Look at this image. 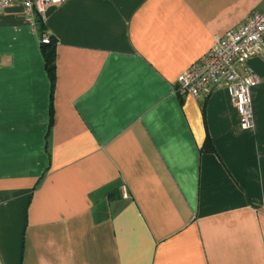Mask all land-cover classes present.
I'll return each mask as SVG.
<instances>
[{
  "label": "crops",
  "instance_id": "crops-1",
  "mask_svg": "<svg viewBox=\"0 0 264 264\" xmlns=\"http://www.w3.org/2000/svg\"><path fill=\"white\" fill-rule=\"evenodd\" d=\"M263 12L65 0L40 27L19 4L0 11V264H264V59L246 61L250 129L226 88L196 99L176 84Z\"/></svg>",
  "mask_w": 264,
  "mask_h": 264
},
{
  "label": "built area",
  "instance_id": "built-area-1",
  "mask_svg": "<svg viewBox=\"0 0 264 264\" xmlns=\"http://www.w3.org/2000/svg\"><path fill=\"white\" fill-rule=\"evenodd\" d=\"M65 0H0V11L19 4L29 20L37 14L42 19L47 7ZM49 35L41 36V43L49 42ZM251 56L264 59V12L253 13L236 26L217 37L199 59L189 65L176 84L183 95L204 99L214 89L224 87L230 93L243 129L253 126L250 89L259 81L246 65ZM243 70V73L241 71Z\"/></svg>",
  "mask_w": 264,
  "mask_h": 264
},
{
  "label": "trees",
  "instance_id": "trees-1",
  "mask_svg": "<svg viewBox=\"0 0 264 264\" xmlns=\"http://www.w3.org/2000/svg\"><path fill=\"white\" fill-rule=\"evenodd\" d=\"M34 21L37 25L42 27V19L39 17V15H34ZM49 42L48 43H41V52L43 54L44 62H45V69L47 71V74L52 81L54 80V46H55V40L49 36ZM210 141H205V150L211 151L212 146L209 144Z\"/></svg>",
  "mask_w": 264,
  "mask_h": 264
}]
</instances>
